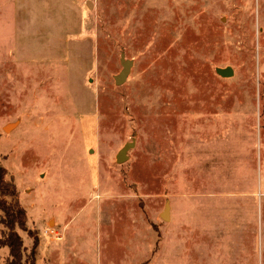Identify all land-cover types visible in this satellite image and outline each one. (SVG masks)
Instances as JSON below:
<instances>
[{"label": "rangeland", "instance_id": "1", "mask_svg": "<svg viewBox=\"0 0 264 264\" xmlns=\"http://www.w3.org/2000/svg\"><path fill=\"white\" fill-rule=\"evenodd\" d=\"M0 164L24 262L264 264V0H0Z\"/></svg>", "mask_w": 264, "mask_h": 264}, {"label": "trees", "instance_id": "2", "mask_svg": "<svg viewBox=\"0 0 264 264\" xmlns=\"http://www.w3.org/2000/svg\"><path fill=\"white\" fill-rule=\"evenodd\" d=\"M7 168L0 164V223L7 228L5 237L0 238L2 245L8 246L11 259L6 264H35V260L24 262V241L18 228L27 230V211L19 198L18 187L7 178Z\"/></svg>", "mask_w": 264, "mask_h": 264}, {"label": "water", "instance_id": "3", "mask_svg": "<svg viewBox=\"0 0 264 264\" xmlns=\"http://www.w3.org/2000/svg\"><path fill=\"white\" fill-rule=\"evenodd\" d=\"M129 70V64L126 65L125 69L122 71V73L117 77V82L121 83L127 72ZM219 73L222 74L223 76H231L234 74V70L232 67H227V68H223L219 70ZM133 146V143H128L126 144V146L120 151L119 155H118V159L120 162H124L126 159V151ZM168 212H169V208H166V210L162 213V217L163 218H168Z\"/></svg>", "mask_w": 264, "mask_h": 264}, {"label": "crops", "instance_id": "4", "mask_svg": "<svg viewBox=\"0 0 264 264\" xmlns=\"http://www.w3.org/2000/svg\"><path fill=\"white\" fill-rule=\"evenodd\" d=\"M203 195H206V196H209V197H212V195H214V194H212V193H204V194H202V193H199V197L201 198V196H203Z\"/></svg>", "mask_w": 264, "mask_h": 264}, {"label": "built area", "instance_id": "5", "mask_svg": "<svg viewBox=\"0 0 264 264\" xmlns=\"http://www.w3.org/2000/svg\"><path fill=\"white\" fill-rule=\"evenodd\" d=\"M46 232H48V231H46ZM53 232H54V230H51V231H50V233H53Z\"/></svg>", "mask_w": 264, "mask_h": 264}]
</instances>
